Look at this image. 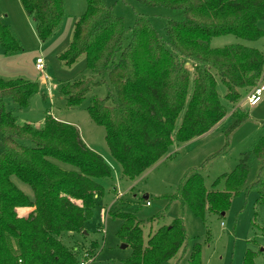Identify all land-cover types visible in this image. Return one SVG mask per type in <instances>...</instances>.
Masks as SVG:
<instances>
[{"label":"trees","instance_id":"16d2710c","mask_svg":"<svg viewBox=\"0 0 264 264\" xmlns=\"http://www.w3.org/2000/svg\"><path fill=\"white\" fill-rule=\"evenodd\" d=\"M134 1L147 8L181 11L183 18L168 20L162 37L146 17L137 15L130 39L123 44V19L103 0H85L86 10L74 23L67 50L59 56L68 67L83 56L91 72L89 77L60 87L68 108L79 106L101 84L110 86L106 97L92 100L87 113L103 128L109 154L121 177L128 180L165 157L170 146L209 132L225 116L218 84L224 86V98L233 105L249 88L258 86L264 64L263 56L254 49L209 46L212 39L227 35L246 41L259 39L264 0ZM19 2L32 19L39 41L47 42L64 18V0ZM0 48L4 53L20 49L1 21ZM37 91V84L28 80L0 77V264H78L60 236L84 231L95 199L103 193L99 180L110 178L111 169L86 146L75 126L49 114L41 125L20 124L6 110L7 104L22 110ZM240 110H234L235 121L227 133L247 118ZM218 153L184 174L176 193L167 196L170 203H178L179 215L169 225L148 233L146 239L143 227L163 219L164 213L146 221L132 213L110 214L121 221L117 238L131 249L124 264L169 263L181 250L183 256L188 246L191 252L186 264H201L200 246L191 243L183 224L185 207L202 220L207 211L223 215L233 198L251 190L264 206L262 165L255 180L247 181L250 157L264 162V134L252 151L242 155L237 166L218 177L208 190L203 171ZM58 163L74 169L65 170ZM12 178L31 189V200ZM221 183L223 190H217ZM20 208L27 210L25 215L18 213ZM253 255L248 251L243 264H254Z\"/></svg>","mask_w":264,"mask_h":264},{"label":"rangeland","instance_id":"374dc122","mask_svg":"<svg viewBox=\"0 0 264 264\" xmlns=\"http://www.w3.org/2000/svg\"><path fill=\"white\" fill-rule=\"evenodd\" d=\"M103 3L124 21L126 34L123 44H127L130 39V30L137 15L146 17L162 37H165L164 27L168 20L181 21L183 18L181 11L147 8L134 0H103ZM63 7L64 18L60 27L47 42L42 43L37 38L32 19L25 14L19 0H0V21L7 26L20 48L16 53H4L0 48V77L4 80H28L37 84L38 88L25 108L19 110L7 104L6 110L19 123L27 122L38 126L49 114L56 120L74 125L86 146L109 165L111 176L99 180L103 193L95 199L92 217L85 223L84 231L81 234H72L73 236L65 233L60 236V241L73 251L78 260L86 261L87 264H124L131 249H122L124 244L117 238L121 221L112 218L110 214L132 213L139 220L146 221L152 216L164 213L163 219L143 227L144 239L147 233L155 232L160 226L169 225L179 215V205L175 201L170 203L167 196L176 193L179 181L188 170L197 167L219 151L203 171L205 185L209 190L218 177L231 172L237 166L242 155L252 151L255 143L264 134V92L256 105L240 110L247 118L227 133L235 121L234 110L238 109L239 103L246 99L252 88L243 94L239 102L232 105L224 98L226 90L219 83L217 92L225 109V116L209 132L189 142L170 146L165 157L134 180L122 178L119 166L109 154L103 128L95 125L87 113L92 100L95 97H106L110 86L101 84L74 108H68L59 94L64 83H73L91 76L83 56L69 67L59 60V56L67 50L71 42L74 23L86 10V2L64 0ZM258 27L263 34L257 40L246 41L227 35L212 39L209 46L223 48L240 45L257 50L264 59V22H258ZM37 58L44 62L45 69L41 73L35 68ZM185 67L192 72L189 63ZM257 85L264 86V64L263 75ZM58 165L65 170L74 169L66 164ZM259 165H262L260 174L264 177V162L261 164L251 156L248 163V184L255 180ZM12 180L31 200V189L15 178ZM216 189L223 190V184H219ZM145 195L149 197V205H146ZM257 199L258 195L253 190L247 194L241 193L232 199L230 208L223 215L207 211L203 220L194 217L188 207L184 208L182 219L186 234L192 240L191 243L200 246L201 264H243L248 251L254 254V264H264V206ZM26 212L25 208L18 210L21 216ZM190 252L191 246H188L183 256L181 250L175 259L164 264H175L176 261L186 264Z\"/></svg>","mask_w":264,"mask_h":264},{"label":"built area","instance_id":"2783aa9c","mask_svg":"<svg viewBox=\"0 0 264 264\" xmlns=\"http://www.w3.org/2000/svg\"><path fill=\"white\" fill-rule=\"evenodd\" d=\"M35 68L37 71H39L40 73L45 69L44 66V62L41 58H37L35 61ZM264 92V86H257L253 89H251V91L249 92V95H247L245 100H242L239 103V107L240 109H243L247 106H254L256 105L261 97V94ZM146 205H149V202L146 203ZM87 256V255H86ZM78 264H87L86 261H80L78 262Z\"/></svg>","mask_w":264,"mask_h":264},{"label":"crops","instance_id":"0c3cea01","mask_svg":"<svg viewBox=\"0 0 264 264\" xmlns=\"http://www.w3.org/2000/svg\"><path fill=\"white\" fill-rule=\"evenodd\" d=\"M244 109V108H243ZM54 118V117H53ZM60 121V120H59ZM18 122V121H17ZM63 122V121H62ZM19 123V122H18ZM24 123H27V122H24ZM65 123H67V122H65ZM20 124H23V123H20ZM42 124V123H41ZM72 125V124H71ZM74 126V125H73ZM77 128V127H76ZM79 131V130H78ZM67 234H69V235H72V234H70V233H67ZM148 234V233H147ZM64 235V234H63ZM73 236V235H72ZM127 248V247H126ZM78 262H80V260H78Z\"/></svg>","mask_w":264,"mask_h":264},{"label":"water","instance_id":"95a60500","mask_svg":"<svg viewBox=\"0 0 264 264\" xmlns=\"http://www.w3.org/2000/svg\"><path fill=\"white\" fill-rule=\"evenodd\" d=\"M147 198H148V196L145 195V196H144V199L147 200ZM124 248H126V245H123V246H122V249H124Z\"/></svg>","mask_w":264,"mask_h":264}]
</instances>
